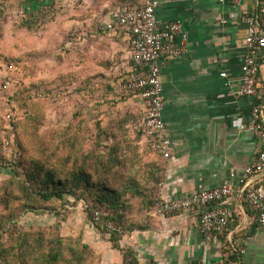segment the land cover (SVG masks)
<instances>
[{
  "label": "crops",
  "instance_id": "crops-1",
  "mask_svg": "<svg viewBox=\"0 0 264 264\" xmlns=\"http://www.w3.org/2000/svg\"><path fill=\"white\" fill-rule=\"evenodd\" d=\"M27 2L31 9H45L38 0ZM52 3L56 8L66 7L67 29L83 31L84 39L76 48L80 63L74 67L80 72L77 80L90 81L96 87L92 98L102 127L113 122L115 131L139 128L146 117V102L137 96L120 97L114 91L133 72L128 34L103 33L98 27L112 13L142 7L145 0ZM258 4L259 0L223 5L216 0H160L158 8L160 21L182 20L188 34L186 51L161 61L164 121L173 146L171 158L161 160L159 197L171 200L216 189L234 172L232 225L219 241L207 243L199 230L200 212L159 217L145 211L135 228L118 235L116 241L89 223L82 240L95 254L96 264H123L126 259L136 264H264V231L258 227L256 212L241 196L264 180L244 176L246 168L258 161L263 146L249 124L254 104L264 105V59L257 98L234 99L220 77L226 72L238 89L246 46L244 19Z\"/></svg>",
  "mask_w": 264,
  "mask_h": 264
},
{
  "label": "trees",
  "instance_id": "trees-1",
  "mask_svg": "<svg viewBox=\"0 0 264 264\" xmlns=\"http://www.w3.org/2000/svg\"><path fill=\"white\" fill-rule=\"evenodd\" d=\"M55 4L50 3L43 11L29 8L28 12L19 15L17 9L10 5V0H0V37H3V32L5 36L8 30L5 28L8 15L14 18V23L19 29L18 34H24L29 42L32 40L29 47L38 45L40 50L41 43L47 40L45 38L49 39L51 29H60L62 32L59 38L62 41L61 47L65 50V56L58 61L53 60V64L46 66L48 78L43 82L35 81L37 69L33 70L31 75L34 77H30V81L36 84H32L30 89L34 90L35 94L48 97V93L54 91L61 83V79L65 78L68 81L67 89L70 87L68 91L71 108L78 106L80 110L78 115L85 116L94 108L88 104L87 93L90 95L96 93V87L90 84V81L77 80L80 72L74 67V63H80L81 57L76 48L84 39L83 31L67 29L64 26L66 19L51 20V12L56 9ZM35 30L38 31L33 33ZM90 30L93 32L92 29ZM42 32H45V35ZM37 33L43 37L37 36ZM9 42L10 40L2 41L1 49L4 53L13 52L11 47L13 44ZM1 54L3 53L0 52ZM2 61L5 60H0V64ZM15 64L11 62L10 65L14 67V70ZM14 70L8 75L12 81L11 88L0 93V102L6 99L4 100L6 105L19 100L23 87L22 78ZM37 106L24 113L25 120L34 123V126L26 133L33 136L29 147L19 141L18 128L23 124V120L18 117L19 115L16 116L15 110L3 117V123H0V139L4 136L10 139L9 155L4 154L0 143V163L8 164L7 170L12 172L13 177L11 183L16 184L23 194L24 210L31 213L54 211L56 210L54 203H67L66 196H69L75 198L74 203H84L90 223L100 232L105 234L103 221L115 223L122 227L124 232L133 230L143 213L152 211L156 199L159 198V185L163 181L161 165L163 156L145 145L153 152L154 160L151 164H147V171L142 175L133 174L136 166L141 162V155L137 153L138 149L127 145L124 147L120 141L104 147V140L112 137L110 132L114 130L113 122H110L108 127H102L100 121L102 130L97 136V146L100 147L98 150L85 152L83 141L80 142L78 138L67 139L60 146L52 145L44 148L45 143L40 137V130L45 120V112L42 107ZM135 130L146 143V132L142 121L139 128ZM81 132L83 133V128ZM98 137L104 139L103 142L99 143ZM38 143L41 145L44 143L43 148L39 147ZM33 150V156L29 157V151L33 152ZM21 167H23L22 170ZM122 171H126L127 174ZM8 205L9 202H7ZM96 211L105 212L106 217H103L102 221H95ZM231 225L230 222L229 226ZM117 236L116 233L112 234V240L116 241ZM90 251L92 256H89ZM0 264H96V257L83 240L81 242L66 239L58 232L57 234L51 232L48 235L21 232L15 239L13 237L11 242L0 244Z\"/></svg>",
  "mask_w": 264,
  "mask_h": 264
},
{
  "label": "built area",
  "instance_id": "built-area-1",
  "mask_svg": "<svg viewBox=\"0 0 264 264\" xmlns=\"http://www.w3.org/2000/svg\"><path fill=\"white\" fill-rule=\"evenodd\" d=\"M28 0H10L19 15L29 10ZM84 1V0H79ZM219 4L229 1L240 4L241 0H216ZM46 8L52 0H38ZM160 0H145L142 7L128 8L111 14L110 19L98 27L99 32L118 33L125 31L131 50L133 72L128 80L114 87L115 93L123 98L137 96L147 104L146 117L142 126L146 132L147 146L165 159L171 158L173 143L167 135L164 121L166 97L161 80L162 62L186 51L188 34L182 20L162 22L158 18ZM247 25L245 55L241 68L238 89H234V81L229 80L226 72L220 77L226 81L225 88L236 100L242 97L257 98L260 90V64L264 55V0H259L254 12L245 16ZM138 69V70H137ZM13 69L6 62L0 64V93L9 90L12 81L8 78ZM140 126V125H139ZM249 130L262 142L258 161L246 168L244 176L264 179V105L256 102L251 111ZM1 149L9 155L10 139H0ZM7 163H0V168L7 169ZM234 172L224 181L222 186L211 190H199L187 197L166 200L157 198L153 212L159 217L175 214L200 212L199 230L207 243L219 241L228 229L232 211V200L236 194L233 184ZM247 203L258 217V227L264 231V180L257 187H250L241 192ZM106 217L103 211L94 213L95 221ZM107 236L118 234L123 236L124 229L113 222L103 221ZM123 264H136L126 259ZM146 264H157L149 261ZM195 264H209L198 262Z\"/></svg>",
  "mask_w": 264,
  "mask_h": 264
},
{
  "label": "rangeland",
  "instance_id": "rangeland-1",
  "mask_svg": "<svg viewBox=\"0 0 264 264\" xmlns=\"http://www.w3.org/2000/svg\"><path fill=\"white\" fill-rule=\"evenodd\" d=\"M67 13L66 7L64 6L56 8L51 12V20H65L67 18ZM7 17L8 22L5 24V28L8 30H6L5 36L3 32V37H0V52L3 53L0 55V60H5L2 62H6L9 67L11 62L14 64L17 62L18 65H14L15 70L13 66H11V68L15 72L17 71L18 75L22 78L23 87L20 91L21 95H19V100H14L12 104L10 103L7 105L4 102L6 99L1 100L0 123H3V117L12 113V110H15L16 116L19 115L18 117L23 120V124L18 128L19 141L24 143L26 147H29V145L32 144L30 141L33 136L26 133L34 126V123H31L30 120H25L24 113L27 110H32V107L35 108L34 106L38 105L42 107L45 112V120L40 130V137L45 143L44 148H49L52 145L60 146L61 143L67 139L78 138L80 142L83 141L82 145L85 152H92L100 149V147L97 146V136L102 128L100 122L97 121L96 114L98 113H96V102H94L95 100L92 98L93 95L96 94L92 93L90 95L87 93L88 104L94 108L91 112L88 111L87 114L83 116L78 115L80 112L78 106L73 109L71 108L70 93L68 91L70 87L67 89L68 81L65 80V78L61 79V83L54 91L51 93L46 91L48 97H44L41 93V95H38V93L35 94L34 90L31 91L32 84H36L30 81V77H34V75H31V72L37 69L35 70L37 71V79H35V81L43 82L48 78L46 66L53 64V60L56 59V61H58L65 56V50L62 49V41L59 38L60 32L62 31L60 29H51L52 32H50L49 39L45 38L47 40L41 43L40 50L38 45L29 47L32 40L29 42V39H27L24 34H18L19 29L14 23V18L10 15ZM43 22H45V20ZM36 31L38 30H35L33 33ZM42 34L45 35V32H42ZM37 36H40L39 33H37ZM7 40H10L9 44L14 45L11 46L13 48L12 53H4L1 49L2 41L6 42ZM21 106L23 107L21 108ZM82 128L83 133L81 132ZM110 133L112 137L110 136L109 139L104 140L98 137L99 143L104 140L103 146L105 147L107 144L120 141L124 147L127 145L131 148H137V153L139 152L141 155V162L139 161L140 163L136 166L133 174L138 173L142 175L147 171V164H151L152 160H154V154L145 146L147 143L144 142L141 135L134 129L131 132L129 129L121 128L118 131L111 130ZM38 145L43 148L41 143H38ZM33 153L34 150L33 152L29 151L28 156H33ZM22 169L23 167H21V170ZM6 170L0 168V244L11 242L12 238L14 237L15 239L21 232L46 233V235L51 232H55V234L58 232L63 238L82 242L83 234L88 230V225L90 223V217L84 203H74L75 198L66 196V198H68L66 199L67 203H54L56 208L54 211L44 213L27 212L23 208V194L16 184L11 183L13 180L12 172ZM122 173L127 174L126 171H122ZM7 202H9L8 206ZM89 256H92L91 251Z\"/></svg>",
  "mask_w": 264,
  "mask_h": 264
}]
</instances>
